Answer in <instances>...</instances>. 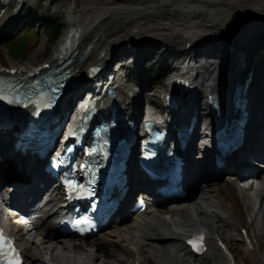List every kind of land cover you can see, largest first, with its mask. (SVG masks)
<instances>
[{
    "label": "bare ground",
    "instance_id": "bare-ground-1",
    "mask_svg": "<svg viewBox=\"0 0 264 264\" xmlns=\"http://www.w3.org/2000/svg\"><path fill=\"white\" fill-rule=\"evenodd\" d=\"M49 1L55 3L56 0ZM59 4L60 8L64 4L70 8V21L75 26V30H68L63 34L59 45L44 62L54 63L58 57L68 56L75 51L71 64L66 65L72 76L80 74L93 61L103 64L109 55L116 54L118 51L123 54L127 51L133 52L136 58L128 62V66L121 65L122 71L120 72L121 78H125L131 87L129 95L124 94L121 87H117V90L120 94H124L119 104L122 103L124 112L128 113L129 117H134L137 125L140 123L141 113L145 112L148 104L152 106L151 112L164 116L158 95L163 90L169 91L175 76H182L185 59L222 52L223 59L215 64L207 77H200L201 75L197 74L195 68L189 70L191 72L189 77L192 83L197 84L196 92H199V95L209 89L217 91L226 79V73L223 70L236 72L244 62L247 68L253 70L250 85L252 120L248 126V145L234 157L227 159L226 165H239L245 168L248 164L240 165L237 161L238 154L264 153V148H262L264 147V96L260 91L264 89V0H62ZM7 16L0 21V39L3 35L5 36L3 30L9 27L12 29L18 24L12 23L14 19ZM23 18L27 19V15L24 14L18 19ZM63 39H66L65 44L62 43ZM88 42L91 43V48L83 51ZM195 45L200 47V51L196 54L190 55L189 51L183 52L184 49H191ZM259 48H263L261 53L257 52ZM157 56L160 58L164 56L160 61L161 64L166 60L172 62V65L167 68L157 67L166 75L167 81L162 87L155 85L152 88L151 83L146 81L148 74L146 73V77L143 74L147 65L152 61L153 64L150 67L154 68L160 58L154 60L152 57ZM127 58L128 56L122 60H127ZM30 65L11 64L9 67L14 66L19 69V74H23L35 70V66L30 67ZM231 78L233 77H228L229 81ZM151 94L154 97H151ZM130 97L134 98L135 104ZM168 117L173 119L172 114ZM7 149L5 143L0 147V155H3ZM30 161L20 158L21 168L26 167ZM201 168V165L197 168L198 172ZM31 170V175L38 173L35 164ZM5 172L7 171L0 169V180ZM222 177L221 173L213 175L207 187H201V195L194 196L193 192H190L187 195L189 197L188 206L185 205L179 210L169 207L147 208L145 212L136 214L133 218L127 217L121 221L117 219L112 221L110 228L80 243L58 236L57 225H53L50 221L57 210L54 207L45 214L41 222L47 238L40 245L35 241L31 242L26 251L27 261L29 264H45V261L40 258L43 257L42 254L49 253L47 254L49 260L56 263L59 258L57 259L54 250L55 246H59L65 252L71 249L69 256L67 255V261L73 259V264H99L102 258H104L102 264H115L111 260L125 264L126 259L130 258L132 262L128 264H135L136 260L138 264L147 262L150 264H189V259L184 253L175 254L169 251L167 244L169 241L178 240L168 235L169 232L173 233L176 230L174 227L193 225L195 220L190 210V204H192L196 210V218L209 220L203 222L211 234L226 239L229 245L235 240H238L240 245L243 244V257L237 261L235 260L238 257L230 246L229 252L232 258H235L234 263L264 264V207H262L264 187L257 190L240 189L229 178L222 180ZM214 190L220 199V202L217 200L218 204L231 208L230 210L221 208L227 211L225 216H220L212 207ZM55 198V195L49 197L46 204L54 206L53 199ZM203 202L206 207H203ZM127 203L128 201L123 206ZM175 216L178 219H174ZM256 222H259L263 230L260 235L253 228ZM242 228L246 229L245 233L251 240L249 243ZM232 229L238 231L239 239L231 233ZM126 235L130 240L136 241L135 249L128 245ZM120 246L125 251L119 253L117 250ZM224 262V258L216 252L207 257V264H223Z\"/></svg>",
    "mask_w": 264,
    "mask_h": 264
},
{
    "label": "rangeland",
    "instance_id": "rangeland-1",
    "mask_svg": "<svg viewBox=\"0 0 264 264\" xmlns=\"http://www.w3.org/2000/svg\"><path fill=\"white\" fill-rule=\"evenodd\" d=\"M59 1L61 2L62 0H56L55 3L54 2L50 3L49 0H18L14 4L13 8L10 11V15H15V20L14 21H16V22L19 21V22L13 28L12 34H10L9 36L2 37L0 39V64L1 65L4 64L6 66H10L11 64L12 65L13 64L14 65H30L31 64V65L35 66L37 63L45 60L47 58V56L55 50L56 46L59 45L60 40H61L63 34L65 33L66 28L68 27V25L71 24V21H70V8H68L67 4H64L60 8L59 7L60 6V4H59L60 2ZM22 6H23V8H21L19 10V8L22 7ZM34 11H35V13H34ZM24 14L27 15V19L26 18L18 19L19 17L22 18V16ZM46 14H51L60 24V28H59V33L60 34L58 35L57 40H55L53 43L48 42V40H47L48 33H46L45 30H43V28H42V20H43V18H44V16ZM28 17H30V18L33 17V18L29 19ZM27 27L29 29L26 31ZM23 37H26V42H27V45H29L30 50L28 52H26V55L24 56V58L15 59V58L9 57L8 54H7V50H6V47H7L8 43L10 41H12L13 39H15V38L16 39H22ZM162 58H164V56L163 57L161 56L160 59L158 58L159 60L157 59L158 62L156 63V65H154L155 68L158 67V66H162V67L167 68L168 66L172 65L171 64L172 62H170V61L167 62L166 60H165L164 63L161 64L160 61H161ZM155 59H156V57L154 58V60ZM143 75H145V77L147 76L146 69H145ZM146 81H147V83L148 82L151 83V85H150L151 87H155V85H157L159 87H162L163 84L167 81V78H162V79H159V80L156 79V80L153 81V78L148 76ZM151 87H149V88H151ZM224 178L227 179L226 177H223L222 180H224ZM204 187H206V186H204ZM215 192H216V190L213 191L214 194L212 193L213 194V198H212L213 206L212 207H213L215 212L220 214V216H225L227 211L222 210V209L230 210L231 208L222 207L221 204H218L220 202V199L217 197V195H216L217 193H215ZM196 194H200L201 195L202 193L200 192V193H196ZM203 207H206V204L204 202H203ZM193 216L192 217H193V219L195 221L194 222L192 221V222H193L194 225L195 224H199L200 222H203V221H209L207 218H201V217H197L196 218V215H194V214H193ZM203 223H205V222H203ZM191 226H193V225H191ZM260 226L261 225L259 224V222H256L254 224V227H253L258 235H260L263 232V230L260 228ZM231 233L235 237H237L236 234L238 233V231L236 232V230L232 229ZM40 236L38 234L37 237L41 238ZM128 237L129 236H127V238ZM68 239H71V238H68ZM72 241H74V240H72ZM127 241H128V245L130 247H132L133 249H135L134 247L137 246V245H135L136 241L130 240L129 238H128ZM230 246H232L233 251H235L236 256L238 257L237 258L238 260L243 257V254H242V249H243L242 246H243V244L240 245V242L238 240L237 241L235 240V241L230 243ZM68 248H70V247H68ZM123 249L124 248L122 246H120V248H118L117 251L120 253L122 251H125ZM70 250H68V251L66 250V252H65V250H63V248H60L59 246H55L54 254H56L57 259L59 258L56 262H60L61 264H67V263H70V262L73 261L71 263V264H73L74 263L73 259H72V261H69V262L67 261V255L69 256ZM47 254L49 255V253H47ZM48 255H43V257L41 256L40 260L42 259L44 261L47 258ZM79 259H78V262L80 261ZM126 260H127V262L125 264H128L129 262H132L131 258L129 260L128 259H126ZM103 261H104V258L99 260V264H102ZM111 261L114 262L115 264H119V262H117L115 260H111ZM136 264H138V263H136ZM146 264H150V263L147 262ZM189 264H207V257H204L201 260H195L193 262H190Z\"/></svg>",
    "mask_w": 264,
    "mask_h": 264
},
{
    "label": "trees",
    "instance_id": "trees-1",
    "mask_svg": "<svg viewBox=\"0 0 264 264\" xmlns=\"http://www.w3.org/2000/svg\"><path fill=\"white\" fill-rule=\"evenodd\" d=\"M42 22H43L42 24L43 30H45V32L48 33V37H47L48 42L53 43L60 34L59 22L50 14L46 15V17L44 18V20H42ZM8 55L10 57H15V58H24V56L26 55V50L24 49V46L21 45V42L16 40L13 41L11 47L8 48ZM150 75H152L153 77H157L158 70H153Z\"/></svg>",
    "mask_w": 264,
    "mask_h": 264
},
{
    "label": "snow or ice",
    "instance_id": "snow-or-ice-1",
    "mask_svg": "<svg viewBox=\"0 0 264 264\" xmlns=\"http://www.w3.org/2000/svg\"><path fill=\"white\" fill-rule=\"evenodd\" d=\"M12 71L15 70L13 69ZM195 239L202 241L203 237L201 236ZM189 243H193V241H189ZM0 259H3V264H19V261L15 256V250L11 248L8 241L4 238L2 230H0Z\"/></svg>",
    "mask_w": 264,
    "mask_h": 264
}]
</instances>
